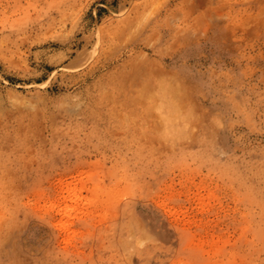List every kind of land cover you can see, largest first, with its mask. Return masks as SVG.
Instances as JSON below:
<instances>
[{
  "label": "rangeland",
  "instance_id": "obj_1",
  "mask_svg": "<svg viewBox=\"0 0 264 264\" xmlns=\"http://www.w3.org/2000/svg\"><path fill=\"white\" fill-rule=\"evenodd\" d=\"M0 264H264V0H0Z\"/></svg>",
  "mask_w": 264,
  "mask_h": 264
}]
</instances>
